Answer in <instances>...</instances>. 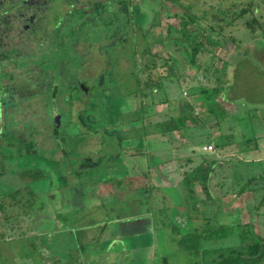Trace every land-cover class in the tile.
<instances>
[{"label":"rangeland","instance_id":"374dc122","mask_svg":"<svg viewBox=\"0 0 264 264\" xmlns=\"http://www.w3.org/2000/svg\"><path fill=\"white\" fill-rule=\"evenodd\" d=\"M180 1L185 5L192 4L201 18V28L207 29L212 37L221 42L222 47L217 50L214 68L224 70L227 63L226 83L222 84L223 89L220 95L210 103L218 105L220 121V126L212 128L211 132L215 137L220 134H234L232 140L234 144L223 153L216 154L215 148L213 151L205 153L207 156H213L222 161L221 165L216 166L210 183L213 203L211 205L198 204L189 210L184 198L180 196L176 186L179 185L183 173L198 164L201 160V156L198 154L203 151L201 152V144L196 143L190 146L178 134H175V140L170 144L171 147L164 144L162 146L165 149L173 148L174 157L172 164L168 165L170 176H166L165 186L157 189L153 198L154 202L150 199L147 202L145 198L143 201L138 195L125 198L123 203L120 199L113 201L112 198H109L107 203L106 199L95 198L94 201L93 199L91 201L86 198L84 207H79V205L76 208L77 202H75L73 203L75 209L69 205L67 207L72 209L62 210V212L53 211L47 216L44 206H46V201L50 202V198L47 197L49 193L55 194L60 188H64L65 192H69L70 197H73L76 175L83 171L77 169L80 164V153L84 152L82 155L85 158L101 153L104 150L101 142L108 141L101 139L94 146H90V139L92 137L95 139L96 134L89 132L88 129L80 128L77 123L71 124V114H68L63 118L61 133L57 135L55 145L50 143L52 141L45 133V125L37 123L39 127L37 126L36 140L39 144L35 147L36 156H33V152L29 153L26 148H23L22 158L15 161L12 157L13 148H11V152L8 150L11 155L5 156V152L2 153L0 147V264L53 263V258H66L68 252L74 251L79 242L87 239L81 236V233L88 235L87 237L91 235L89 239L94 244L92 246L94 251L87 252L94 257L87 260L85 264H194L195 259L174 241V234L170 228L155 225L160 224L158 221L160 218L158 220L142 218L145 211L152 210L155 206L158 210L162 208L168 210L169 223L187 226L188 231L206 228L208 223H211L210 226L214 229L220 225L233 229V232L227 237L203 240L204 248L212 250L206 258V264L217 254L228 252L231 247H240L244 243L252 242L256 239V233L264 238V180L252 185L251 190L238 195V191L247 179L264 176V138L259 141V152L249 150V147L242 143L245 138L257 134L264 137V31L261 28V25L264 24V0ZM248 4H253L254 10H256L255 15L248 14L246 16L248 19L255 16L258 20V24L255 26L256 32H252L235 18L226 17L220 13V10L233 6L247 7ZM176 11L177 7L171 2L168 3L158 16L154 36L167 37L170 25L174 29L179 28V19L174 16ZM136 17L135 21L144 30H148L154 20L149 9L139 12ZM223 17H226L227 22L231 24L224 20L219 22L218 18ZM86 26L89 28H87L89 34L83 37L87 39L92 35V28L90 23H87ZM221 26L223 27L221 35L218 34V31L211 29L219 30ZM8 32L12 34L11 37L8 35L6 37V32L0 31V37L5 35L3 43L0 45L1 52L3 51L2 46L21 47L19 44H22V41H27L19 35V28L16 25ZM95 32L93 34L96 38ZM153 35L150 34V37ZM176 36L178 34L174 32L172 38H176ZM79 38L81 37L78 36L77 39ZM27 42L30 49L26 51L25 55H31L35 45L31 46L32 43ZM181 50H183L182 46H177L173 39L168 41L166 48L161 43H157V40L156 43L152 42L153 53L162 56L156 74H165L172 62L169 60L167 63L164 60L174 57L179 61V71L185 74L187 79H190L191 86L200 84L197 81H202L206 86L214 87L217 84L215 77L210 76L209 79H205L204 68L201 69V72L191 68L186 55ZM1 62L5 68L0 67V71L6 69V59L0 58V64ZM200 63L203 67L210 65L209 56L206 54L201 56ZM114 66L111 63L108 72H113ZM31 68L34 69L33 66ZM7 69L16 70L17 75L20 74L17 77L20 84L24 80L41 82V77L35 70L29 73L27 68L21 69V67L13 65L8 66ZM220 72L218 75L224 74ZM113 73V83L118 84L117 87H114V93L120 96L119 100H109L110 103H105V107L102 106V102V108L98 107V115H106L102 116L105 120L108 115L106 111H109L110 106L116 107L117 103H121L125 109L133 107L132 102L124 106L126 103L123 100L126 99V96L129 97L133 88L134 81L131 74L129 72L116 74L115 71ZM194 76L197 77L195 78L197 81H194ZM184 96L196 106V113L204 112L205 107L201 106L195 97H191L187 93ZM6 101L8 100L6 99ZM65 102L66 105L69 104L68 101ZM77 107L74 110H77ZM174 107L172 106L170 109ZM22 109L20 114L14 116L15 120L20 122L18 128L22 131L21 133L25 132L23 129L28 122L41 121L47 117L43 112L42 97H38L37 101L29 105H22ZM168 111L167 105L156 106L145 123L156 124ZM1 118L4 120L0 124V131L5 128V122L9 120L8 116L0 115ZM110 121L113 122V119L109 120V124ZM213 123L214 121L209 122L212 127ZM121 132L126 131L121 129ZM133 133L130 135H134ZM0 134H3V131ZM19 135L22 136V134ZM7 138L1 137L0 142L4 143ZM200 138L205 140V136ZM21 141L22 139L16 136L13 143L18 142L20 146H23ZM147 141L149 142V136ZM160 144L158 145L155 141L154 147L158 148ZM137 152L134 145H130L127 150L128 155H134ZM189 157L192 161L188 163ZM30 158H34V160ZM103 164L98 166L93 164L83 173L98 179L99 183L95 184L96 188L99 187L101 192L108 193L112 190V182L123 174L122 170L118 169V165L107 167L106 163ZM131 164L136 171L132 172L125 186L136 188L139 186V182L149 183L147 176H144L143 165L135 161ZM36 170H40L44 175L43 179L36 182L33 179L27 181L31 179ZM24 177L27 180L23 179ZM196 190L202 199L206 198L200 187ZM58 199L63 200L61 196ZM92 207L94 208L92 209ZM97 208L100 210L95 211ZM188 218H190L189 224L187 223ZM31 222H36V228L33 229L37 233H33L35 237L29 236V232H26ZM249 223L253 224L254 230L243 227ZM70 231L76 233V237ZM96 237L101 241L97 243ZM31 246H35V248L32 249ZM3 248H6V251H3ZM52 254L57 257H52ZM75 254H77L76 250ZM260 264H264V260Z\"/></svg>","mask_w":264,"mask_h":264},{"label":"flooded vegetation","instance_id":"af4514ba","mask_svg":"<svg viewBox=\"0 0 264 264\" xmlns=\"http://www.w3.org/2000/svg\"><path fill=\"white\" fill-rule=\"evenodd\" d=\"M160 3L161 0H0V31L6 32V37L7 35L11 37L12 34H9L8 30H12L16 25L19 28V35L32 43L31 46L35 45L31 55H25L30 49L27 41H22V44H19L21 47L2 46L3 51H0V58L6 59V69L0 73L7 74L9 81H4V85L8 88L7 102L11 104L4 105L0 113L9 119L5 122V128L1 129L3 134H13V137H9L10 143H13L14 137L17 136L22 139L23 146L32 141L35 148L39 144L36 140L37 123H42L46 127L45 133L52 141L50 143L55 145L57 135L61 133L63 118L71 114V124L77 123L80 128L96 134L95 139L93 137L90 139V146H94L98 140H108L101 142L104 148L101 153L86 158L82 155L84 152L80 153V164L77 169L84 171L90 169L93 164L98 166L106 163L107 167L118 165L123 174L112 182V190L104 193L95 186L99 180L93 176L89 177L82 171L76 175L73 197H70L64 188H60L55 194L47 195L50 198V202L46 201L44 206L47 216L53 211L72 209L75 202L76 208L79 205L84 207L86 198L91 201L95 198L106 199L108 203L109 198L124 202L125 198L138 195L154 202L157 189L165 186L164 180L166 176H170L168 165L172 164L174 157L173 148H169L172 141L168 137L158 135L152 123H145L146 119L141 122L137 113L139 99L136 97L137 85L134 80L143 63L140 44H145L141 41L142 31L145 30L135 21L136 15L147 9L152 12L154 20L149 30L153 35ZM87 23H90L92 28L91 40L90 37L87 39L83 37L89 34ZM153 23L155 26H152ZM5 35L0 37V45ZM78 36L81 38L77 39ZM152 42L156 43V40L150 37L148 44L153 53ZM111 63L115 65L113 72L116 74L126 72L131 74L133 88L129 97L126 96L123 100L126 103L124 106L132 102L133 107L125 109L121 103H117L116 107L110 106L109 111H106L108 115L105 120L102 116L106 115H98L97 111L102 108L101 103L103 102L102 106L105 107V103H110L109 100H119L120 96L114 93V87L118 86L112 80L114 73L108 72ZM10 65L21 69L27 68L29 73L35 70L41 77V82L24 80L20 84L17 78L20 74L17 75L16 70L7 69ZM0 67H4L2 62ZM38 97L43 99V112L47 117L41 121L28 122L23 129L25 132L21 133L18 128L20 122L15 120L14 116L22 112V105H29L37 101ZM120 98L122 100V97ZM65 101L69 104L66 105ZM76 107L78 109L74 110ZM110 119H113V122L110 121L109 124ZM3 120L4 118L0 119V124ZM144 127H148L147 130L143 131ZM121 129L126 132L122 133ZM132 132L134 135H130ZM155 141L158 145L161 143L158 148L154 147ZM10 143L5 141L0 142V145L7 147ZM14 144L19 145L18 142ZM163 144L169 147L165 149L162 147ZM130 145H134L138 150L134 155L127 154ZM134 161L143 165L144 176H147L149 183L139 182L136 188H128L125 183L132 172L136 171L131 164ZM30 180L32 179L27 181ZM60 196L62 201L58 199ZM69 205L72 208H68ZM99 210L100 208H97L95 211ZM167 211L165 208L158 210L155 206L142 218L151 220L160 218L158 220L160 224L155 225L165 226V223H169ZM85 235L81 233V236ZM90 237L91 235L79 244H93ZM95 241L98 243L101 240L96 237Z\"/></svg>","mask_w":264,"mask_h":264},{"label":"trees","instance_id":"16d2710c","mask_svg":"<svg viewBox=\"0 0 264 264\" xmlns=\"http://www.w3.org/2000/svg\"><path fill=\"white\" fill-rule=\"evenodd\" d=\"M170 2L177 7L174 16L179 19V28L174 29L170 25L168 26L167 37L161 38L153 35L152 38L157 40V43H161L165 48L167 47L168 41L173 39L177 46H182L183 50L181 51L186 55L190 67L197 69L199 72L204 68L206 72L204 78L209 79L210 76H213L215 77L217 84L214 87H208L202 81H197V79H195L197 77L194 76V81H197L200 84L191 86L190 79H187V76L179 71V61L174 57H169L168 60L163 59L167 63L169 60L172 62V64L168 66L165 74H156L157 69H159V60L162 56L158 53L154 54L151 52V47L148 44L151 31L149 29L142 31V42H145V45L140 44L143 63L141 69L137 71L134 78L137 85L136 97L139 99L137 113L140 115L141 122H143L150 117L151 111L156 106L167 105L169 107L168 113L162 115L161 121L154 124V130L156 133L162 137H168L171 141H174L175 134H178V136L190 146H193L196 143H199L198 145L201 144L200 147L203 154H198L201 156V160L198 164L183 173L179 185L176 186L179 190L180 196L184 198L186 205L190 208L189 210H191L198 204L211 205L213 203L214 200L210 183L216 166L221 165L222 163L220 159L213 156H207L205 154L206 152L203 150L204 145H212L213 148H215L216 154H218L225 152L228 147L234 144L232 141L234 139V134H220L215 137L211 132L212 128L220 126V121L218 105H211L210 103L220 95L223 89L222 84L224 82L226 83L227 63L224 70L214 68V62L217 58V50L222 47V44L219 39L212 37L207 29L201 28V18L192 4L185 5L180 0H161L158 16ZM220 13H222L223 16H231L233 19L235 18L245 27L252 30V32H256L255 26L258 24V20L255 16L251 19L246 17L248 14L255 15L256 10H254L253 4H248L247 7L242 8L239 6H233L232 8L220 10ZM226 17L218 18V20H220L219 22H222L223 20L227 22ZM152 26H155V23H153ZM261 28L262 31H264V24L261 25ZM211 29L218 31V34L221 35L223 27L221 26L219 30H216L215 28ZM174 32L178 34L176 38H172ZM138 45L139 43L137 46ZM205 54L209 56L211 64L203 67L200 63V57ZM219 72L224 74L218 75ZM6 80L9 81L7 74L4 72L0 73V111H2L4 105H11L6 101V99L8 100V88L4 85V81ZM186 93L191 97H195L196 101L199 102L201 106L205 107L203 113H196V106L192 104L188 98H185L184 94ZM172 106L175 107L170 109ZM211 121H214L213 127L209 124ZM147 128L148 127H144L143 131L147 130ZM1 136L9 138L10 136L13 137V134H2ZM203 136H205V140L200 138ZM8 138L6 141L8 140L10 143L11 139L9 138V140ZM260 139L261 138L257 135H254L253 137L245 138L242 143L247 145L249 150H256L259 152ZM28 143L29 144L24 146L28 149L29 153L33 152V156H36L37 151L34 148V143L32 141ZM0 147L2 148V153L5 152V156H9V154L11 155V148H13L14 153L12 157L15 161H18V159H21L23 156V146L18 144L11 142L7 147L3 145H0ZM30 159L34 160V158ZM191 161L192 160L189 157L187 162L189 163ZM42 176L43 174H41L40 170H36V172L34 171V175L31 176V179L36 182L43 179H39V177ZM262 180H264V176L247 179L238 191V195L244 194L247 190H251L250 187L252 185H256ZM198 187H200L206 195L205 199H202L198 195L196 190ZM143 198L148 202V198ZM150 210L151 209H148L145 213ZM189 219L190 218L187 219L188 224ZM210 224L211 223H208L206 228H197L193 231H187V226H182L181 224L178 225L170 222L168 224L165 223L164 225L169 227L174 234V241L177 242V245H179L189 256L195 259L194 264H206V258L212 250L204 248L203 240L208 238H224L233 232L232 228L220 225L216 226L214 229ZM243 227L254 228L253 224L250 223ZM255 238L256 239L252 242L244 243L240 247H231L228 252L217 254L212 260L207 261V264H260L264 260V238L259 233H256Z\"/></svg>","mask_w":264,"mask_h":264},{"label":"crops","instance_id":"0c3cea01","mask_svg":"<svg viewBox=\"0 0 264 264\" xmlns=\"http://www.w3.org/2000/svg\"><path fill=\"white\" fill-rule=\"evenodd\" d=\"M257 136L259 138H264L262 135H258ZM36 223V222H35ZM35 223L31 222L29 228H27L26 232H29V236L31 237H35V235H33V233H35V231H33L34 228H36ZM73 234L74 237H76V233L71 232ZM37 234V233H35ZM27 236V234H26ZM88 235H85V237H87ZM84 237V238H85ZM92 246H94V244L91 243H84L83 245H80L79 243L76 245L74 251H70L67 254L66 258H58L55 254H52V257H57V259L53 258V263H49V262H45V264H85L87 262V260H89L90 258L94 257L90 254H87V252L89 251V253H92L94 251V249L92 248ZM32 249L35 248V246H31ZM6 251V248H3V251ZM75 250L77 252V254H75ZM8 252V250H7ZM83 259V260H82Z\"/></svg>","mask_w":264,"mask_h":264},{"label":"built area","instance_id":"2783aa9c","mask_svg":"<svg viewBox=\"0 0 264 264\" xmlns=\"http://www.w3.org/2000/svg\"><path fill=\"white\" fill-rule=\"evenodd\" d=\"M203 150H204L205 152H211V151H213V146H212V145H205V146L203 147Z\"/></svg>","mask_w":264,"mask_h":264}]
</instances>
